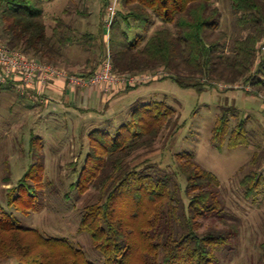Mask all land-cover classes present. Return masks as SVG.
Instances as JSON below:
<instances>
[{
	"label": "trees",
	"instance_id": "1",
	"mask_svg": "<svg viewBox=\"0 0 264 264\" xmlns=\"http://www.w3.org/2000/svg\"><path fill=\"white\" fill-rule=\"evenodd\" d=\"M52 1L0 0V40L10 50L70 74L75 73L67 69L66 51L77 43L98 46L100 60L91 72H80V76L95 74L103 64L104 25L77 41L71 35L75 29L55 17L56 26L49 34L45 7ZM230 3L236 26L249 31L246 37L232 40L222 28L217 0H119L109 41L114 73L134 76L162 69L166 80L182 89L202 93L220 84L245 85L253 89L247 95L261 96L264 0ZM152 25H158L152 35L131 39L128 29L147 32ZM16 85H0V91L16 89ZM130 110V119L115 130H94L88 135L86 161L71 188L82 196L94 193L96 199L85 205L80 230L91 236L105 264H221L220 254L238 234V227L230 223L233 218L221 202L220 179L188 152L176 154L168 166L151 159L135 164L155 151L166 130L174 136L182 126L176 108L165 101L136 103ZM238 117L235 105L222 108L212 137L217 149L225 143L230 148L249 145L247 119L233 126ZM42 145L32 137L35 154ZM259 157L255 156L252 170L242 181L245 197L251 200L264 199ZM36 167L42 172L40 163ZM30 176L25 174L19 186H28ZM15 190H8L10 197ZM206 223L213 225L205 230ZM220 223L230 224L229 229H218L215 224ZM0 264L95 263L70 240L44 236L2 212Z\"/></svg>",
	"mask_w": 264,
	"mask_h": 264
},
{
	"label": "rangeland",
	"instance_id": "2",
	"mask_svg": "<svg viewBox=\"0 0 264 264\" xmlns=\"http://www.w3.org/2000/svg\"><path fill=\"white\" fill-rule=\"evenodd\" d=\"M115 1L117 13L119 0H53L45 7L48 33L51 34L56 26L53 19L61 17L75 29L71 35L77 41L82 40L86 32L96 34L101 24L105 27L109 8ZM217 4L222 11L221 26L229 32L232 40L246 37L249 31L236 26L230 0H217ZM157 27L152 25L147 32L131 28L128 32L134 40L138 35H152ZM110 36L111 29L108 37L105 28L103 63L110 54ZM66 53L67 69L80 75V72L92 71L100 60L101 49L77 43ZM166 78L168 75L125 89L144 88L148 93L145 98L133 100L134 104L165 101L175 107L182 126L174 136L166 130L155 151L143 155L135 164L151 159L168 166L173 164L176 154L192 153L202 167L220 179L221 202L233 218L230 223L238 227V234L220 254L221 264L263 263L264 199L262 196L256 200L247 199L242 181L252 170L257 154L260 155L257 166L264 174V94L258 97L247 95L246 92L253 91L249 86L221 84L216 89L200 93L194 89H182ZM22 97L12 87L0 91V213L10 214L21 226L37 229L44 236L66 238L83 249L92 262L105 264L103 255L94 248L91 236L80 230L83 209L95 201L96 195L82 196L71 185L78 180L86 161L88 135L94 130L113 131L126 123L130 119V104L115 110L114 115L110 116L107 109L105 115L82 121L79 111L53 115L50 109H44L46 102L24 101ZM227 105H235L239 110L238 119L232 121L233 126L242 118L247 119L248 146L230 148L225 143L220 150L213 145L215 123ZM32 137L43 142L37 154L31 148ZM39 163L42 172L36 167ZM27 173L31 178L28 186L23 188L19 184ZM14 187V196L10 197L8 190ZM211 225L213 223H206L205 230ZM215 226L228 230L230 224Z\"/></svg>",
	"mask_w": 264,
	"mask_h": 264
},
{
	"label": "built area",
	"instance_id": "3",
	"mask_svg": "<svg viewBox=\"0 0 264 264\" xmlns=\"http://www.w3.org/2000/svg\"><path fill=\"white\" fill-rule=\"evenodd\" d=\"M116 1L109 8L105 28L109 37L110 29L116 18ZM264 52V47L262 49ZM167 75L164 70L143 73L134 76H121L113 71L110 54L101 68L89 77L70 74L66 70L44 64L38 60L29 59L18 51L10 50L0 40V85L16 82L18 93L32 101L47 102L43 89L49 82L64 81L68 90L79 88H100L105 94H111L118 89L136 87L148 84Z\"/></svg>",
	"mask_w": 264,
	"mask_h": 264
},
{
	"label": "crops",
	"instance_id": "4",
	"mask_svg": "<svg viewBox=\"0 0 264 264\" xmlns=\"http://www.w3.org/2000/svg\"><path fill=\"white\" fill-rule=\"evenodd\" d=\"M46 95L47 102L43 106L44 109H50L54 113L71 114L81 112L84 121L94 120L95 116L105 115V110H110V116L116 114L115 110L122 109L124 106L134 104L138 98H145L144 88L136 90L118 89L111 94H104L100 88H79L76 90H68L64 81L49 82L46 86H39ZM134 100V101H133ZM133 101V103H131ZM51 104V105H50ZM51 113V112H50ZM67 114V115H68ZM104 118V117H102Z\"/></svg>",
	"mask_w": 264,
	"mask_h": 264
}]
</instances>
